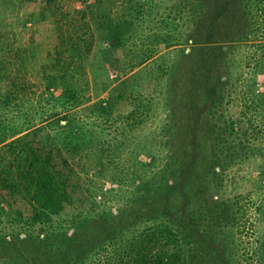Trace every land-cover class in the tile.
Returning <instances> with one entry per match:
<instances>
[{
	"label": "rangeland",
	"instance_id": "obj_1",
	"mask_svg": "<svg viewBox=\"0 0 264 264\" xmlns=\"http://www.w3.org/2000/svg\"><path fill=\"white\" fill-rule=\"evenodd\" d=\"M189 1L194 13L186 10V0H0V89L13 104L0 114V122L18 128L0 142L4 153L0 196L30 194L20 184L11 193L5 187L11 147L3 142L24 132L28 134L17 145L31 143L38 153L50 150L47 162L76 174L92 197L95 212L103 209L102 217L116 226L147 218L173 202L179 208L191 207L194 198L182 185L171 197L149 189L153 171L165 161V129L180 140L181 167L191 152L199 151L203 136L220 128L215 122L224 117L241 120L238 133L247 137L249 146L264 150V28L237 39L235 33H227L242 31L235 27L247 16L241 13L242 2L207 0L208 9L200 13L201 0ZM222 4L238 17H219L216 37L227 34L231 42L225 44L222 58L212 54L210 70L200 63L206 55L200 52L202 44L189 36L197 33L191 21L200 20V15L207 21ZM252 15L264 22L263 12L254 9ZM224 74L227 80L220 84L216 76ZM207 88L223 95L219 113L209 109ZM66 90L76 102L69 107L72 121L82 123L91 138L70 152L62 148V138L55 137V125L46 123L51 112L61 114L55 98ZM167 113L171 116L165 120ZM151 148H155L153 160ZM58 151L67 157L65 161ZM259 164H264V151L234 163L223 187L227 199L239 195L246 204L243 217L261 230L264 217L259 219L253 209L264 196ZM17 204L24 210L21 202ZM14 206L12 202L0 210V239L25 230L21 219L11 222L10 214L17 212ZM20 245L10 249L0 241V264H31L33 257ZM59 255L50 252L37 261L51 262Z\"/></svg>",
	"mask_w": 264,
	"mask_h": 264
},
{
	"label": "trees",
	"instance_id": "obj_2",
	"mask_svg": "<svg viewBox=\"0 0 264 264\" xmlns=\"http://www.w3.org/2000/svg\"><path fill=\"white\" fill-rule=\"evenodd\" d=\"M229 1L232 0H221L222 3ZM239 1L245 6L241 13L247 14L245 20L243 18L235 26L242 31L239 33L233 30L227 33H235L237 39L246 37L247 32L264 28V22L252 15L254 9L264 13V0ZM185 3L188 4L186 10L194 13L191 2L186 0ZM211 4L209 8L212 10L214 5ZM206 5L207 0H201L200 13L208 9ZM220 7L223 9L220 8L211 18L207 17L205 22L201 20V15L200 20L191 21V29L197 33L189 36H192L194 42L202 44L200 52L206 55L204 58L202 56L200 63L203 62L202 66L210 70L213 67L212 54L217 53L222 58L226 52L225 44L231 42L227 34L216 37L220 31L219 17L225 20L228 19L226 15L232 16V20L238 17L226 5L222 4ZM263 47L264 43L262 49ZM262 62L264 65V60ZM216 78L220 84L227 80L225 74L222 78L220 75ZM68 88L72 89V86ZM212 88L214 87L210 90ZM210 90L207 88L205 91V96L209 97L210 106L212 105L209 109H212V114L219 113L217 108L223 95L221 91L216 94L211 92L214 97H210ZM4 92L5 89H0V114L13 105ZM63 95L55 98L62 110L61 114L51 112L52 118L46 120V123L55 125V137L62 138V148L70 152L69 148L73 150L91 138L81 126L82 123L72 121L69 107L76 102L68 97L67 90ZM169 111H172V107H169ZM170 116L165 114V120ZM240 121L238 118L224 117L221 123L215 122L220 128L203 136L199 151L191 152L189 162L182 167L180 140L173 136L169 128L165 129V161L159 169L153 171L149 189L156 194L160 192L158 195L171 197L179 191V185H182L188 193L187 196L194 198H189L192 203L186 200L191 207L179 208L178 203L173 202L159 208L147 218L119 226L112 222L107 223L102 217L103 209L95 212L94 201L91 204L92 197L84 191L86 186L76 174L55 169L54 161L47 162L46 158L50 161L52 154L50 150L38 153L31 143L30 146L24 144V147L17 145L19 140L25 139L28 134L26 132L9 139L3 142V145L12 148L5 163V187L11 193L20 184L30 194L19 197L1 194L0 210L12 202L16 203L14 207L17 212L10 214V219L12 223L21 219L25 230L22 235L19 232L11 233L7 237L2 235L0 241L12 249L20 245L15 240H20V248L33 257L31 264H264V229H255L253 220L243 217L246 204L241 203L239 195H235L232 200L227 199L224 192L226 188L223 187L225 177L230 175L229 170L234 163L248 159L249 156L260 155L264 151L262 148L249 146L247 137L238 133L236 125ZM16 129V126L9 127L1 121L0 142L13 135ZM94 137L97 139L99 136L94 133ZM68 143L69 147L66 146ZM154 150L155 148H151L152 160L155 158ZM67 151L65 152L68 153ZM57 154L64 161L67 159L62 152L58 151ZM3 159L4 153L0 147V165L4 167ZM257 168L260 173H264V164H259ZM18 202L25 206L24 210L23 207L19 208ZM253 205L257 217H264V196ZM181 211L183 212L180 214ZM221 239L226 244L223 245ZM50 252L53 255L63 253L64 257L55 256L51 262L37 261V258Z\"/></svg>",
	"mask_w": 264,
	"mask_h": 264
}]
</instances>
